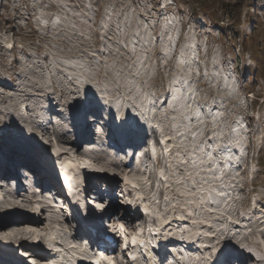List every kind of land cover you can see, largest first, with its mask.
<instances>
[{"label": "rangeland", "instance_id": "obj_1", "mask_svg": "<svg viewBox=\"0 0 264 264\" xmlns=\"http://www.w3.org/2000/svg\"><path fill=\"white\" fill-rule=\"evenodd\" d=\"M1 1L4 3L0 7V82H3V84H0L1 152L9 155L14 154L15 156L22 154L29 158L30 163L37 164L41 163V160H45L43 158L46 156L45 153L54 151L59 152L58 158L60 160H67L75 166L72 160L75 158L74 153L69 144L66 141L63 142V139H58L63 142L60 143L58 141L60 146L56 143V131L52 134H42L38 128L29 129L34 120L37 119L34 117L36 110L44 108V104L47 103L55 109L58 108L59 117L70 120L71 117L73 118L71 112L79 110L87 95L93 99L95 98L97 102L113 98L115 95L122 98H130V101L135 97L137 103L144 102L147 99V108L151 106V111L158 113L160 117H155L157 126L162 131V134H166L169 139L166 147L168 155L166 156V161L159 163L156 168L149 163L152 168V170L149 169L151 177L148 178L145 186L139 184L140 179H143V177L137 173H131L129 179H133L137 183L139 191H144L143 196H147L146 193L153 188L151 192L153 194V202L151 201V204H149L150 210L159 211L163 217L173 215V219H177L176 223L173 222L176 226L170 230V227L166 228L162 232L163 235L167 238L176 231L183 229L191 230L190 232L192 233L193 228L200 226L196 222H192L189 219L186 220V214L192 212L197 219H207V223L211 226L209 228L201 224L202 228H199L201 236H210L207 237L209 240L204 242V244L210 245H206L205 248L208 246L206 252L200 251L201 254L209 255L207 257L215 256L225 244L228 245V249L225 250L226 253L231 249L241 247L251 253L254 257L253 260L257 262L264 257L263 251L259 250L255 245L256 241H261L260 238L262 239L263 233L260 230L257 231L261 235L259 236L256 233L257 224L244 219L264 215V77L260 78V73L264 74V0H53L54 6L50 5L49 11L45 9L46 0ZM171 1L173 4L167 5L165 13L177 10L179 16L169 15L167 18L171 20L172 17H177L175 25L181 19L188 23V26L185 27L180 35L179 52L175 57L179 64H174V57H172L170 61L166 62L168 67L165 66L162 72H158L155 79L149 80L151 72L159 64L157 51L154 55L150 51L153 42L155 44L159 42L162 45V50L166 56L171 50L169 38L163 39L161 36L158 41L157 35L151 32L150 23L157 20L160 14L159 4H168ZM16 3L19 4V9L13 6ZM238 3H248L250 5V10L247 13L244 6L240 8V17L235 11L231 14V11L237 9ZM213 4L215 6H212ZM27 8L28 10L26 11ZM153 8L156 10L152 11ZM192 8L200 11V15L195 19L190 13ZM153 12L155 13V18L151 19L149 16ZM245 13L247 15L246 19L243 16ZM29 14L33 15L32 18ZM45 14L47 16L56 15L57 19L62 21V24L58 27H50V29L45 28L43 29L44 34H42L39 33L41 30L39 22H42L41 18ZM129 16H131L130 19ZM142 16H145L144 21L138 20V23H135L136 19L142 18ZM27 17L29 20H27ZM94 17L95 23H93ZM26 21L25 28L17 30ZM165 23L167 24V20ZM235 25L241 26L240 28L238 26L235 28ZM48 30L50 31L47 34L49 37L46 35ZM170 36L168 35V37ZM3 37L11 38L14 41L12 51L9 49L11 45L6 44L3 41ZM213 42L218 43L217 45H212ZM122 45L134 49L132 51H136L135 56L132 57L130 56L132 53H126L127 49H122ZM192 45L201 47L202 50H205V47L207 48L208 55L203 58L201 63L188 57L190 46ZM249 46H252L254 51ZM163 62L164 60L162 59ZM208 62L215 68V72L206 77L212 84V89L208 88L211 89L212 94L207 99L199 94L196 102L193 99L190 108L196 107L195 104L197 106L209 104L213 105V107L215 105L218 107L215 108L213 114L222 116L219 119H214L212 130H209L210 128L206 126L200 132L201 128H196L195 124L181 122L182 110L168 112L164 105L156 104V100L165 94L162 87L164 83L167 84L172 80L186 79L184 84L185 87L188 84L186 90L189 89V92H193L190 80L193 70H197V67L206 66ZM65 64L81 65L86 69L85 74H81L84 77L80 75L81 79L84 80L82 82H86L90 77L93 78L95 76L96 80H93V85L91 84L92 86L86 91H80L79 88L80 92H74L75 94L68 92L67 89L72 88L70 84L73 81L76 82V80L73 79L72 81L68 78V74L64 71L63 73L61 72V69H65V66H63ZM231 66L234 68V71L229 70L231 75L229 76L228 74V78L232 79L231 84L234 83L233 79L237 78L240 85L245 82L246 88L253 91L254 95L259 96L254 106L256 117L250 119L252 126L247 129L241 128L240 132L243 136L246 130L252 133V140L249 142V146L253 151V156H257L260 167L258 172L253 175L255 187L251 195L246 194L247 191L249 193L251 190L248 183V175L240 176L247 181L246 189L241 191L243 193L241 194L242 197H247V201L242 200L239 203L236 200L233 201L238 186H232L231 189L227 188L228 191L232 190L234 194L230 195L231 199L224 201V203H229L225 204L224 212L227 215H224L225 218L222 219L215 215L214 212L211 216H206L203 214L204 210L200 208L194 209L192 204L197 205L200 203L199 201L203 203L205 200L202 197L208 196V190L204 189V191L201 189L200 191L201 183H198L203 176H200L199 170L194 171L195 168L191 164L193 165V161L197 160L199 162L203 160V157L199 155L202 150L200 146L203 147L212 140V146L214 143L220 145L221 137L226 139L230 135L229 129L234 124H232L231 118L228 119V113L219 108L225 104V94L222 90L223 87L219 86L218 77L221 75V69H230ZM94 67L99 70H95ZM89 71L90 74L88 75ZM9 81H11V85L8 83ZM4 82L8 84L4 85ZM17 83L21 86H16ZM64 86L67 89L64 92L60 91L61 87ZM68 86L71 87L68 88ZM93 99L92 101H94ZM232 108L233 110H239L246 117L249 116L248 99L244 101L243 105H233ZM201 111L203 112L202 108ZM163 112L167 115L172 114L174 118L172 122H177L179 129H183L184 132L175 136L170 130V126L173 123L161 115ZM66 126L70 127L69 124ZM236 127L239 126L236 124ZM205 130H209V132L206 134ZM26 139L34 140L32 142L37 143V145H25L24 140ZM156 149L160 150L159 146H156ZM216 152L219 154L218 151ZM213 153H215L214 149ZM34 159V162L30 161ZM189 160H191V164L188 162ZM180 161L183 162L180 163ZM93 169H97V172L104 176L108 175V172L104 168L99 167V165L94 164ZM94 173H89V175ZM146 175L148 176V173ZM222 175L224 180L228 179V174L223 173ZM123 179L125 177L122 174L118 173V175H115L117 186L122 183ZM210 182L212 183V181ZM165 183L172 185L171 189H168ZM216 183L220 184V181H216ZM212 184L214 185V183ZM160 187H164L163 191L160 190ZM208 189H210V186ZM73 190L75 194L76 192L80 193L76 191L77 189ZM76 195L81 196L80 198L83 199L81 193ZM183 196L184 199L182 198ZM82 199L79 202L82 203ZM115 200L113 206L110 207L111 212L121 213L122 203H120V198L115 197ZM13 202L8 205L1 203V205L3 204L0 210L1 222L4 221L5 217H10V215L16 218L21 217L20 213L24 210H17L21 208L25 209V214H34L35 211L31 210L30 207L21 206V208H18L15 207ZM41 213L43 214V212ZM35 215L37 216V214ZM43 215L45 216V214ZM243 216L245 217L243 218ZM209 217L212 218L211 222H209ZM47 218L45 220L42 219L43 223L41 220L39 228H37L34 235L27 236L31 238L38 236L41 241H46L49 233L52 232L56 239L59 240L68 224L62 223L63 225L59 226V223L52 224ZM132 218L129 216L127 220L121 221V226L126 233H130L132 230L129 222V219L131 220ZM135 218L136 220H144L142 216H135ZM226 219L230 221L228 222ZM156 220L155 218V223ZM182 220L185 222L181 224ZM154 221L151 220L152 223ZM236 224H241L243 228L238 227ZM9 225L10 223L7 226ZM213 227L220 230V233L216 231L212 233ZM221 228H224L225 232ZM248 229H251L250 233ZM228 231L235 232L243 236V238L239 240L238 238L230 237ZM6 233L2 235H6ZM26 237L22 239H26ZM64 238L62 243L66 242L67 236ZM3 239H0L1 261L5 260V262L8 261L13 264H28L29 261L35 260L38 264L39 259L37 260V258L25 260V258L22 259L12 252L20 239L16 240L15 245L13 242L15 240L7 241V238ZM203 239V237L197 238L200 242L204 241ZM74 241L69 238L67 243H74ZM222 242L223 244H221ZM241 242L243 245H241ZM10 245H13V247L9 248ZM62 245L57 246V248L65 250ZM76 247L79 248L78 245ZM59 249L58 251H60ZM244 255H246L245 260L251 258L247 254ZM232 256L227 255L226 259L228 260ZM43 258L46 260L50 259V257ZM102 260L100 261L103 264L108 261L105 258Z\"/></svg>", "mask_w": 264, "mask_h": 264}, {"label": "bare ground", "instance_id": "obj_2", "mask_svg": "<svg viewBox=\"0 0 264 264\" xmlns=\"http://www.w3.org/2000/svg\"><path fill=\"white\" fill-rule=\"evenodd\" d=\"M169 31H170V26L166 25V32H169ZM128 52L129 51H127L126 53H128ZM130 52L132 53V55H130V56L134 57L135 54H136V51L130 50ZM71 66H74L73 67L74 68L73 69V74H72L73 76L74 75L80 76L86 70L83 67H79V66H75V65H71ZM61 72L63 73V70ZM69 74L70 73H68V76H69ZM89 74H90V71L88 72V75ZM73 79L75 80V76L74 77L71 76V80L72 81H73ZM71 80H69V81H71ZM80 81L81 82H77V81L75 82V81H73L70 84V85H72V88L71 89H67V87L64 86V87H61L62 89H60V91L64 92V90L67 89L68 92L74 93V92H80L81 90L82 91H86L89 88V86H92L87 81L86 82H82V80H80ZM2 84H3V82H2ZM4 85H5V83H4ZM18 86H21V85H18ZM173 86L176 89V91H178L179 93H184L185 88L183 87V85H182L181 82H179V83L177 82V83L173 84ZM187 86H188V84H187ZM69 87H71V86H68V88ZM79 88H80V91H79ZM88 91H90V90H88ZM88 91H87V93H88ZM128 92H129V90H128ZM88 94H90V93H88ZM176 95L177 94H174V96L171 97V101L172 102H179V99L176 97ZM95 97L97 98V96H95ZM85 99H86V105H85V107L86 108H91V106H92L91 113L92 112L93 113L98 112V116H100L102 112L108 111V112L111 113V116H113L116 119V121L122 123L123 126H127L128 121L131 120V119H133L135 121H139L141 124H147V122H148V120L146 119V117L144 115V113L146 111L145 108L148 107V106H146L148 104L147 103V99H145L144 102H140V103H137L135 97H133V99H132L133 102L132 101H128V100L122 98L121 96H116L115 98H112V99L111 98L105 99V100H102L101 102H99V101L98 102H95L96 99L95 98L93 99L89 95L85 96ZM92 99L94 100L93 102H92ZM164 103H165V101H164ZM121 106H123V107L122 108H119ZM106 108L108 110L105 111ZM173 108L175 110L177 109L175 107H172V109ZM25 109H26V107H25ZM110 109H114V111H112ZM172 111H174V110H172ZM71 113H72L73 119H75V121L77 120V123H78L79 118L77 116L79 114V110H76V111L74 110ZM91 113H89V114H91ZM55 116L57 117V115H55ZM98 116H97V118H98ZM92 117H93V115L90 116V119L91 120H92ZM57 121H59V118L58 117H57ZM92 122H95V119L94 118H93V121ZM181 122H183V121H181ZM196 122H199V121L196 120ZM122 125L120 124V126H122ZM175 127H178V125L176 124ZM31 128H33V127L31 126L29 129L31 130ZM65 128L66 129H69L70 127L69 126H66ZM115 130H118V128H116ZM235 131H238V129H235ZM232 138H235V137L232 136ZM232 138H231V140L229 138V140H228V143L229 144L227 145V148H225L220 155L215 151L219 156H216L215 153H213V148H212V156H213V158H211L210 160L208 159L209 161L208 160H205L203 163H200V164H196L193 161L194 162L193 165L196 167L194 171L199 170L200 176H203L202 178H200V182L198 183V184L201 183L200 184L201 185L200 186V191H201V189L208 190V196L202 197L205 200L203 203L201 201H199L200 203L197 202L198 203L197 205H195V204H192V205H194V209L200 208V209L204 210L205 212L203 214L206 215V216H211V214L214 212L215 215H217V216L221 217L222 219H224L225 218L224 215H227L224 212L225 211V208H226L225 207V204H228V203H224V201L226 199L227 200L231 199L232 197H230V195L231 194H234V192L232 190L231 191H228L227 188H230L231 189L232 186L233 187L234 186H238V184H239V181H237V176H236V174L239 172V169H240L239 166H237L239 159H238V155L236 154L235 150L233 148H231V144L232 143H235V141ZM32 141H34V140H32V139H30V140L28 139L27 140L26 139V140H24V144L25 145H28V146H30V145L31 146L37 145V143L32 142ZM66 141L69 142L68 144L74 143V142H75V144H77V142H78L77 139H75L74 141H72L71 139H66ZM56 143H58L57 140H56ZM60 143H63V142H60ZM60 143H58V145ZM163 143H164V146L163 147L166 148L167 147V142H165L163 140ZM235 144L236 145H239L238 142H236ZM49 146H51V145H49ZM166 150H167V148H166ZM206 152H208V151L206 149H203V150H201V153L199 155L201 157H203V159H204L205 158V155H206ZM0 158L4 160V162H5L6 165L7 164H10L8 166H12V167H14V166L15 167H17V166H25V168L28 166L27 162L26 161H23V160H19L18 159L16 161H11V159H13V158L9 157L5 153L4 154H1ZM43 158H45V160H41L42 162L40 164H46L49 161L47 157H43ZM81 160L83 162V165L85 164L84 166H86V168H87L86 170H91V171H87L88 173L95 172V169H93L94 168V163L93 162H91L90 160H88L86 158H85V160H84V158H82ZM65 162H66L67 165L73 166L71 162H68L67 160H65ZM87 162H88V164H87ZM114 164L117 165L118 168L120 167L117 163H114ZM105 166H106V167H104L105 168V171L108 172L109 177H110L111 180H113V178L115 177V175L117 173H121V172H117L115 169L111 168L110 166H107V165H105ZM15 167L11 171L12 172L11 174H13V175H15V173H17V172L19 173V171L17 169H15ZM73 167H76V166H73ZM45 168H47V167H45ZM146 170H147L146 173H148V177H151V171H149V169H146ZM23 172H26V170H23ZM41 172L43 174H45V175L48 174L49 176L50 175H54V173H52V170H50V169H47V170L44 169ZM80 172L81 171H78L77 172V174H76L77 177L81 176V173ZM223 173H226V174L229 175L228 176V179L226 178L224 180L223 175H222ZM87 175H85V176L88 177ZM57 178H59V175H57ZM222 179H223V181H222ZM60 180L62 181V179H59L58 180V182H59L58 184H60V187L63 190V186H61L62 183L60 182ZM210 181H212V183H214V185ZM216 181H220V184H217ZM165 184L168 186V189H171L172 185H168V183H165ZM68 186H69V184H68ZM209 186H210V189H208ZM72 193H73V195L75 194V192H74L73 189H72ZM76 194H80V193H77L76 192ZM80 197L81 196H78V200H81L82 199ZM182 198L184 199V196ZM17 199L18 200H21L20 203L25 202L24 200L21 199V197H17ZM154 201L156 202V200H154ZM20 203L14 202L15 207L21 208V206H20L21 204ZM58 203L60 204V206H63L65 208V203L64 202L58 201ZM149 204H151L150 198H148L147 203H144V205L142 206L143 210L148 213L146 226L149 229H151L153 232H157V234L162 235L161 238L166 240V244L164 246V249H172V250L175 249L174 250V253L172 255H169L167 257L165 256L166 259H168V260L165 261V264H206L208 261L210 263L211 262V259L212 258L214 259L215 256H217V257H219L221 255L222 256L223 255L225 256V254H226V251L225 250L228 249L227 248L228 245H225V244L223 245V247L220 250L217 249L218 252L216 251L217 254H215V256L212 255V257H207L209 255L203 254V253L206 252V249L210 245V244L209 245L208 244H204V242H207L209 240V238H207V237H210V236H201L199 234V231H200L199 228H202L201 227L202 225L205 226V227L207 226L209 228L211 227L207 223V221H206L207 219H205V218L197 219L195 216H193L192 212H188L186 214V220L189 219L192 222L198 223V225H200V226H196L195 228H193L192 229V231H193L192 233L190 232L191 230L183 229L181 231H176L170 237H167L166 238L163 235L162 232L166 228H169L170 227L169 230L172 229V228H174V226H176L175 223L177 222V219L174 220L173 219V215H169V216L167 215L168 217H163L159 211H157V210L156 211L155 210H150L149 209ZM1 206H3V204L0 205V208H1ZM213 208H215V209H213ZM17 210H23V208L22 209H17ZM40 210L41 209H39V211L36 210V214H37V217L36 218L30 217V216H27V215H23V214H21V217H19V218L12 217L11 215H10V217H5L3 222L0 221V239L1 238L2 239L3 238H7V241L8 240H15V241H13L14 242V245H15V242H17L16 241L17 239H22L23 237H26L27 235H31V234L34 235L36 233L37 228H39V224H40V222L42 220V217H43L42 215H39V214H41V212H43L42 210L41 211ZM57 213H59V212L57 211ZM153 217H155L157 219L156 220V223H155ZM244 217L245 216H243V218ZM250 218L251 217H248L246 219L249 220ZM120 219H123L125 221V220L128 219V217L126 218V214L123 213V214L120 215ZM152 219H153L154 223L151 222ZM208 219H209V222L212 221V218L209 217ZM43 220H45V219L43 218ZM43 220H42V223H43ZM47 220H49V222H51L52 224H58V221H59L57 219L52 218V216L50 218H48ZM197 220H198V222H197ZM173 222H175V223H173ZM182 222H185V221L182 220L181 221V224H182ZM9 223H10V225L7 226ZM254 223H255V221H254ZM154 224H155L156 227H154ZM262 224L264 225V220H261V222L259 223V225H262ZM236 225H238V224H236ZM240 227H242V226L240 225ZM195 230H197V231L194 232ZM221 230L225 232V229L224 228H221ZM215 231L217 233H220V230H218L217 228H214L212 230V233H214ZM5 232H7L8 234L6 233V235H2ZM228 233L230 234L231 232L228 231ZM151 234H153V233H151ZM222 234H220V236H222ZM234 235L236 236L237 234H234ZM198 237H200V238L203 237L204 238L203 239L204 241L200 242L199 240H197ZM261 237H262L261 241L260 242H257L256 241L255 242V245H256V247L259 250H262L263 251L262 254L264 255V233L262 234ZM161 238L158 237V239H161ZM72 241H74V237L72 238ZM66 243H67V240H66ZM221 244H223V242ZM206 245H208L207 248H205ZM57 246H59V245H54V248L56 249ZM12 247H13V245L12 246L10 245L9 248H12ZM62 247H65V250L63 248H62V250H60L59 248H57V249L60 250L58 252V256L59 255L63 256L62 254H65L66 256L65 257H62V260H64V258H65V264H69L70 262L68 260V263H67V259H69L73 254H76L75 253L76 251H74L72 249L74 247H71V243L63 244ZM70 249H72L73 251H70ZM75 249H77V247H75ZM200 251L203 252V253L201 254ZM25 252H27V251H25ZM68 252H70V255H69ZM77 252H78L77 254H79V251H77ZM88 252H89V249L86 250V251H83V253H88ZM144 253L146 255H150V257L147 258V260H145V261L143 260L142 262H139L138 260H134V261L128 262L125 259L126 261L123 264H147V262H149L148 261L149 259L150 260H154V254L152 252H150L148 249L147 250H144ZM145 254H143V255L145 256ZM24 255H27V254H24ZM86 255H88V254H82V252H81V257L82 256H86ZM89 255H91V254H89ZM102 255H104V253H102ZM32 256H35V255H32ZM133 256L140 257L136 253L133 254ZM22 257H24V256H22ZM104 258H105V260H108V262H112L113 264L115 263L113 260L111 261L109 259V257H106V256H102L99 260H102ZM233 258L236 259L239 262V264H246L245 263V261H246L245 260L246 259V255H240V256L239 255H237V256L233 255L232 258H230L228 260L226 259V257H225V260H224V258H222V259H223V261H225V263H227V262L230 263L231 262V259L233 261ZM3 261L0 260V262H2L0 264H13V263L8 262V261L5 262V260H3ZM102 261H104V260H102ZM19 262L22 263L20 260H19ZM58 262H61V261L57 259V260L54 261V264H58ZM150 262H152V261H150ZM46 263H48V262H47V260H44V259H39V261H38V264H46ZM52 264H53V262H52ZM257 264H264V257Z\"/></svg>", "mask_w": 264, "mask_h": 264}, {"label": "trees", "instance_id": "obj_3", "mask_svg": "<svg viewBox=\"0 0 264 264\" xmlns=\"http://www.w3.org/2000/svg\"><path fill=\"white\" fill-rule=\"evenodd\" d=\"M242 4H243V3H242ZM242 4H241V3H238V5H237V9L231 11V14L234 13V11H235L236 13H238V15H239L238 17H240V12H241V9H240V8H241ZM245 5L247 6V8H249V6H250L248 3H246ZM207 6H208V5H207ZM212 6H215V5L213 4ZM192 10H193V11H197V10L194 9V8H192ZM246 17H247V16H246ZM233 27H234V25H233ZM236 27H237V25H235V28H236ZM250 44H251V42H250ZM251 45H252V44H251Z\"/></svg>", "mask_w": 264, "mask_h": 264}]
</instances>
